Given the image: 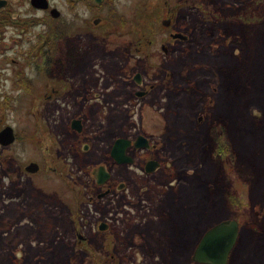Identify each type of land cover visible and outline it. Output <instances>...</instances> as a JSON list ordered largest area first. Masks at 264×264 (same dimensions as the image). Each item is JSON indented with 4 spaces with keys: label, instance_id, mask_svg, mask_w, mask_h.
I'll list each match as a JSON object with an SVG mask.
<instances>
[{
    "label": "rangeland",
    "instance_id": "rangeland-1",
    "mask_svg": "<svg viewBox=\"0 0 264 264\" xmlns=\"http://www.w3.org/2000/svg\"><path fill=\"white\" fill-rule=\"evenodd\" d=\"M148 3L152 9L157 4V9L177 10L171 30L190 35V41L176 43L166 54L161 46L168 32L142 40L139 25L119 28L118 13L137 23ZM115 8L113 18L106 9L105 17H97L100 27L83 30L86 43L94 35L100 43L85 53L86 62L67 78L69 85L63 83L61 94L48 98L52 87L45 66L34 71L17 65L15 78L6 81L0 111L10 110L7 122L30 136L27 145L20 142L0 160V264H196L192 250L204 233L233 218L242 229L230 264H264V0H117ZM215 8L225 10L224 15ZM90 13L65 17L85 28L97 16ZM28 19L34 20L26 35L30 39L52 23L36 12L2 27L20 32ZM159 28L160 23L154 30ZM138 45L144 48L137 53ZM11 67L8 62V72ZM134 71L153 84L148 96L137 97L142 86L124 79ZM32 76L34 89L21 80ZM71 80L81 89L73 95ZM4 96H10L9 103ZM85 103L98 107L90 120L92 133L121 126L117 132L124 130L128 139L143 135L155 141V157L167 161L166 170L154 178H147L138 165L126 172L113 169L117 179L132 183L127 188L131 205L121 210L111 203L105 211V218L115 220L117 237L94 230L104 213L89 199L97 190L95 179L81 166L96 161L103 143L94 142L85 159L70 157L71 169L64 175L19 172L22 164L41 158L32 140L38 131L33 108L52 107L46 116L59 132L68 116L62 106ZM219 143L220 158L214 148ZM150 184L157 187L150 190ZM80 223L89 241L78 239L76 244Z\"/></svg>",
    "mask_w": 264,
    "mask_h": 264
},
{
    "label": "flooded vegetation",
    "instance_id": "flooded-vegetation-1",
    "mask_svg": "<svg viewBox=\"0 0 264 264\" xmlns=\"http://www.w3.org/2000/svg\"><path fill=\"white\" fill-rule=\"evenodd\" d=\"M117 0H103L101 3H98L97 0H46L48 2L47 6L48 8H40L33 2V0H0V98L2 94H7V79L8 77H14L15 71L17 69H14L17 67V65H23L25 64L26 67L30 66L31 69L34 71L36 68L39 69V66L46 69V72L49 73L51 79L50 81V87H52V95H50L48 98H52L55 94H61L62 93V87L64 90V85H69L68 82H66L67 78L70 76H73L75 72H77L79 67H82L83 62H86V56L85 53L88 51L90 52L92 49H94L96 44L100 43V40L98 37L96 38L95 35L93 36V39L90 41V43H86V34L83 33L84 29H88L93 26L100 27L102 25L100 19L101 17H105V9L108 12L109 17L113 18V14L116 10ZM151 4L148 3L147 7H142L141 14L138 16L137 23L135 21L128 20V17L126 15H122L118 13L116 15V19L118 21L119 28L125 29L127 25L137 27L139 25V28L141 30H138L140 34V38L142 40L150 38L149 34L151 33L152 37L159 36L161 33H167L168 38H166V42H164L161 46V49L166 54H170L171 51H173V48L176 43L180 41H190V35L184 34L188 36L187 40L183 39H176L174 38L175 34H178L181 32L176 30H171L173 25H176V16H177V10L175 11L173 8L166 7H158L155 8L157 4H152V8H150ZM146 7V8H145ZM164 8V9H163ZM86 10L88 12H91L90 14H97V16L93 19V24L91 26L82 27L81 24L77 23L75 21L70 20V22L67 21L65 15L70 12H75V14H80L81 11ZM54 11V12H53ZM151 12L153 14H149L146 16L147 12ZM40 12L44 14L45 20L49 19V16H52L54 13L61 14L58 18V22H53L52 24H58L55 27H58V30L52 29L50 25L46 26L42 31H38V33L33 34V37L30 39L26 35L27 33H32L31 28L28 27L29 24H33L34 20L28 19L26 22H24L23 29L20 30V32H9L7 29H3L2 25H8L10 23H14L15 18H17L16 22L19 21V19L29 17L31 15H34V13ZM169 13V15H168ZM168 15V16H167ZM79 17L78 15H76ZM165 16H167L166 19H163ZM100 17V18H97ZM54 18V17H53ZM55 19V18H54ZM110 19V18H109ZM9 20H13L10 21ZM31 21V22H29ZM170 21L169 26H165L164 22ZM50 22V19L47 21ZM162 24V28L155 29L154 28L158 25ZM34 27V25H32ZM148 26H150V29L147 30ZM154 26V28H153ZM9 27V26H5ZM166 27V28H165ZM184 33V32H183ZM101 35H99V38ZM28 44V49L22 51V49L19 48V46L23 45L24 43ZM149 44L152 46L154 45L155 41L154 39H150ZM31 43V44H30ZM165 43H168L169 46ZM15 47V48H14ZM142 48L138 45L136 51L137 53L139 51H142ZM172 48V49H171ZM11 53V54H10ZM21 54L27 55L28 57H25L23 59L21 57ZM126 56L131 55L130 51L126 52ZM12 55H14V58ZM19 57V58H18ZM17 58V59H16ZM7 60L9 62V65L12 67L7 68ZM22 60V61H21ZM24 61V63H23ZM4 64V65H3ZM85 64V63H84ZM5 67V68H3ZM20 69V68H19ZM27 72L26 70L24 71ZM142 75L141 83H137L135 80V77L137 74ZM134 71L131 73L128 77H124V79L128 81L134 82L137 86H142L140 91H136L135 95L137 96V93L143 92L144 95H140V97L148 96L149 91L148 88L150 87L151 90L154 89L153 84L148 85L147 82L144 81V75L141 72ZM11 75V76H8ZM27 77L26 75H23ZM22 77L21 80L26 82H31L30 89L35 87V81L32 77L25 78ZM32 78V79H31ZM7 81V82H6ZM66 82V83H65ZM63 83H65L63 85ZM70 83H74L73 80L70 81ZM22 85V84H21ZM73 85V84H72ZM70 86L69 93L72 95L76 93L75 89L77 91L81 90L79 86ZM144 85V86H143ZM167 85L166 87L169 88L168 83H165ZM22 87V86H21ZM27 87V86H26ZM3 88H5L3 90ZM25 88V86L23 87ZM74 88V89H73ZM25 90H27L25 88ZM29 92V91H27ZM35 92V91H34ZM33 94V93H32ZM10 96H4L7 100V103L10 102L9 100ZM88 96H86L87 98ZM139 97V96H137ZM139 97V98H140ZM3 98V100H4ZM89 99V97H88ZM38 100H41V98H38ZM41 102V101H40ZM105 102H102L104 104ZM64 107V108H63ZM95 108L90 107V103L85 104H74V105H63L61 108V112L68 113V116L64 122V127L58 132L56 131L52 126L50 119L46 116V114L50 115V111L52 110V107H41V108H33L32 113L36 117L37 124H38V131L36 133V136L32 137V140L34 144L38 147L40 152L41 158L32 159L31 161H28L27 163H24L20 166V173L25 174L27 176H36L39 174L44 173H58L59 175H64L67 170L71 169L69 164V158L70 157H80L81 159H85V156L87 154H90L94 149V142H99L100 150L98 151V156L96 161H93V164L83 161L82 168L85 169L86 173L90 171L92 174V177H94V172L99 169V167H104L109 174L110 178L104 183V184H97L96 177H94L95 187L97 188L94 195H92L89 199L91 202L98 206V209L103 211L104 215L96 220L94 223V230L97 232H100L101 234H109L110 236H116L118 231V227L116 228L115 220H109L105 218V211L107 208H109L111 203H115L117 208L123 210V208H127L131 205V203H128L130 200L132 202V198L127 194V188L129 185H131V181H127L126 179L119 178L117 179L116 176H114V170L117 171H125L127 170L128 166L132 165H138L142 172L146 174L145 176L147 178H154L157 176V173L160 171H164L167 168V164H165L166 159L165 157L162 158L160 156L154 155L153 150H156L158 145L154 143L155 141L150 140V148H142L139 149L135 146V140L137 138H126V135L123 133H118L117 131H120L121 126H115L114 128L104 127L101 129H98L96 132L92 133L91 130V118L95 116L98 112V107L94 106ZM8 111H0V133L3 132L6 128L12 127L15 132L16 140L15 142L11 143L8 146H3L0 142V160L4 158V152L8 151L10 149H14L15 145L23 143L22 145H27V142L29 141V133L26 129L21 130L20 133L16 132V129L7 122L8 120ZM120 111V110H119ZM121 112V111H120ZM117 117V116H116ZM118 119V117L116 118ZM47 122H45V121ZM204 120V117L201 116L199 118V121L202 123ZM43 123V124H42ZM44 124L46 125V128H44ZM120 139H127L132 142L131 146L126 150L127 156L132 158V163L126 164L121 163L119 164L116 159L114 158L112 154V150L116 144L117 141ZM98 144V147H99ZM7 157L10 159H15L13 155H7ZM95 160V158H93ZM157 161L160 163V167L154 171L153 173H147V165L149 162ZM32 163H35L38 165V170L36 172H29L27 167L31 165ZM84 166V167H83ZM175 179L177 177H174ZM181 179V178H180ZM150 190L155 189L157 185L150 184ZM149 188V187H148ZM148 188H145L146 192L148 191ZM101 194H105L104 196L100 197ZM79 193H75V198L78 199V207H77V214L79 213V206H80V199H79ZM110 202V203H109ZM135 203V201H134ZM128 217H133L132 214L127 213L125 214ZM130 220L129 218H127ZM239 222L240 221L237 218H234ZM88 224L90 223L89 220ZM105 223L106 227L102 230L100 229L101 224ZM128 223H132L131 221H128ZM119 224V223H118ZM117 224V225H118ZM76 228L77 230V242L80 235L84 237V242H88L89 238L84 236V227L79 224V226ZM242 226L240 225V233H241ZM121 230V229H120ZM209 230V229H208ZM207 230V231H208ZM122 241V237L119 238ZM240 239V237H239ZM201 241V240H200ZM239 241V240H238ZM123 242V241H122ZM125 242V241H124ZM238 243V242H237ZM199 243H197L198 245ZM192 250V256L191 259L193 261V255L195 253V248ZM235 249V248H234ZM234 251V250H233ZM232 251V252H233ZM231 256L230 254V261L231 262ZM194 263H196L194 261ZM199 264V263H196Z\"/></svg>",
    "mask_w": 264,
    "mask_h": 264
},
{
    "label": "water",
    "instance_id": "water-1",
    "mask_svg": "<svg viewBox=\"0 0 264 264\" xmlns=\"http://www.w3.org/2000/svg\"><path fill=\"white\" fill-rule=\"evenodd\" d=\"M103 0H97L98 3H101ZM35 4H37L40 8H48L46 0H33ZM54 12V11H53ZM60 13H54L52 16L55 19L60 17ZM165 26L170 25V21L164 22ZM176 39L187 40L188 36L183 33H178L174 35ZM136 82L139 84L142 80V75L139 73L135 77ZM144 95L143 92L137 93V96ZM16 136L14 129L12 127L6 128L3 132L0 133V142L3 146H8L11 143L15 142ZM132 142L125 139H120L116 142L112 154L116 161L121 163L130 164L132 163V158L127 156L126 150L131 146ZM135 146L139 149L142 148H150V141L141 135L135 140ZM160 167V163L154 160V162H149L147 165V173H153ZM28 171L33 173L36 172L39 168L38 165L32 163L27 167ZM94 177H96L97 184H104L109 178V174L107 173L104 167H99L94 173ZM105 194H101L100 197ZM106 227L105 223L101 224L100 229H104ZM240 235V225L236 219H227L222 220V222L217 223L211 226V229L206 231L204 235L201 237V241L196 247L195 253L193 255V260L199 264H228L230 259V254L234 250L235 245L238 242ZM80 240H84V237L80 235L78 238Z\"/></svg>",
    "mask_w": 264,
    "mask_h": 264
},
{
    "label": "trees",
    "instance_id": "trees-1",
    "mask_svg": "<svg viewBox=\"0 0 264 264\" xmlns=\"http://www.w3.org/2000/svg\"><path fill=\"white\" fill-rule=\"evenodd\" d=\"M216 10H215V13H217V14H219V15H221L222 13H223V15H224V13H225V10H223V11H221V8H215ZM49 19H50V21L53 23V22H58L59 20L58 19H54L53 18V16H49ZM52 23H49L50 24V26L52 27V29H54V30H58V27H55L56 25H58V24H52ZM248 23H250V22H247V23H244L243 22V25H245V26H247V24ZM223 72V71H222ZM224 73V72H223ZM31 82L29 81V82H26V86L27 87H31ZM220 121V120H219ZM220 122H224V121H220ZM213 128H214V126H212ZM212 128V129H213ZM215 138H216V136H215ZM215 142H216V139H215ZM222 145L219 143V146H215L214 145V148H216V151H215V155L218 157V158H220V156H221V147ZM213 148V149H214ZM215 150V149H214ZM214 150H213V153H214ZM220 150V151H219Z\"/></svg>",
    "mask_w": 264,
    "mask_h": 264
},
{
    "label": "bare ground",
    "instance_id": "bare-ground-1",
    "mask_svg": "<svg viewBox=\"0 0 264 264\" xmlns=\"http://www.w3.org/2000/svg\"><path fill=\"white\" fill-rule=\"evenodd\" d=\"M239 240V239H238ZM236 246V245H235ZM196 249V248H195ZM233 253V252H232ZM193 261H195V260H193ZM197 263V262H196Z\"/></svg>",
    "mask_w": 264,
    "mask_h": 264
}]
</instances>
